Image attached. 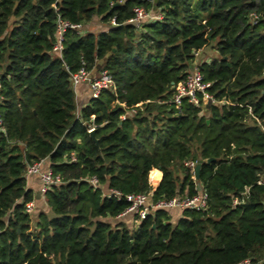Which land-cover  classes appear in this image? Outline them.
<instances>
[{
  "label": "trees",
  "instance_id": "obj_1",
  "mask_svg": "<svg viewBox=\"0 0 264 264\" xmlns=\"http://www.w3.org/2000/svg\"><path fill=\"white\" fill-rule=\"evenodd\" d=\"M136 6L161 18L128 23ZM94 17L105 30L85 29ZM58 18L81 26L60 54ZM210 44L218 57L197 66L215 101L177 108L175 85ZM80 68L113 85L93 98L81 83L77 110ZM0 86V264H264V0H0ZM41 159L61 183L35 196L25 172ZM198 160L194 180L185 163ZM199 186L205 210L119 217L127 194L157 202ZM40 196L48 210L27 213Z\"/></svg>",
  "mask_w": 264,
  "mask_h": 264
},
{
  "label": "built area",
  "instance_id": "obj_2",
  "mask_svg": "<svg viewBox=\"0 0 264 264\" xmlns=\"http://www.w3.org/2000/svg\"><path fill=\"white\" fill-rule=\"evenodd\" d=\"M161 15H153L150 11L146 10L142 6H136L133 8V17L128 19V23H132L136 26H139L144 21L148 20H156L160 19ZM251 20L253 23L257 22L258 16L256 13L251 14ZM111 23L114 24V20H111ZM80 29L81 26L69 23L68 21H64L58 18L56 23V41L53 45V52L60 54L62 50V43L64 34L67 29ZM71 83L73 88L80 85L81 83H87L91 90V96L93 98L98 97L100 91L103 89L109 88L113 85V80L111 75L105 71L101 70L98 74L92 71H86L84 68H80L77 72L71 75ZM210 86L209 82H205L202 79V76L198 70V66L195 63L191 72L186 76L185 79L179 81L175 87L174 92L171 98V102L175 104L178 108L180 106L181 100L187 98L188 101L197 104L199 99H201L204 103L214 102L215 99L213 96L207 91V88ZM1 90V86H0ZM2 100V96L0 94V101ZM124 118L125 116H121ZM94 129V125L90 124L88 126V131ZM0 130H3L2 118L0 114ZM72 160H75L74 156H71ZM45 159H41L26 168L25 175L26 177L30 175L38 176L39 179V193L41 195L46 194V192L56 184L61 183V177L58 174H54L51 168H44ZM196 162L188 161L185 165L189 168L194 169ZM193 179L195 180L194 176ZM93 186H97V180L92 177L88 180ZM154 189V188H153ZM108 195L120 196V193L117 190L110 189L107 191ZM248 194V188H245V191L242 195ZM125 199L130 203L129 207L122 212L119 217H123L125 215H136L139 219L145 218L151 210L154 209H191L195 211L205 210L207 207V194L205 190L202 189L201 186L198 187V192L194 196L178 198L173 197L170 200H160L157 202H152L151 197L147 193H137V194H127ZM233 203H239V199H234ZM34 201H29L25 205V211L27 213H31L34 210ZM0 232H1V224H0ZM237 264H252L250 259L242 260Z\"/></svg>",
  "mask_w": 264,
  "mask_h": 264
},
{
  "label": "rangeland",
  "instance_id": "obj_3",
  "mask_svg": "<svg viewBox=\"0 0 264 264\" xmlns=\"http://www.w3.org/2000/svg\"><path fill=\"white\" fill-rule=\"evenodd\" d=\"M153 15H158V14L153 12ZM105 27H106L105 24H103L98 17H94L92 22L89 23L85 29L88 31H92L94 33H97L99 31L105 30ZM214 57H218V53L216 52V50H214L213 44L212 45L210 44L197 53V55L195 57L196 58L195 63L198 65L199 63H201V61H203V60L208 61ZM151 186H152V188H154L153 184ZM34 204L36 205V213L33 216H35L39 211L48 210L44 197L40 196V197H37V199L35 198ZM175 215H176V217L179 216L180 210H178V212ZM176 217H174L173 222L175 221ZM123 219H126V222H128L126 224L128 226H133V224L135 225L134 219H131L129 217L123 218ZM123 219H120L119 221H122Z\"/></svg>",
  "mask_w": 264,
  "mask_h": 264
},
{
  "label": "crops",
  "instance_id": "obj_4",
  "mask_svg": "<svg viewBox=\"0 0 264 264\" xmlns=\"http://www.w3.org/2000/svg\"><path fill=\"white\" fill-rule=\"evenodd\" d=\"M74 94H75V101H76L77 110H78L88 102L89 96H88L87 86L84 84L76 86L74 88ZM47 168H50V162L48 161V159H45L43 169H47ZM153 170H155V173H158V172L160 173V176H159V180H160L161 172L158 169H153ZM159 180H158V182H159ZM157 184L154 185V188L157 186ZM26 186H27V188H30L33 190L35 196H39L38 195V192H39V190H38L39 189L38 176H35V175L28 176L26 178ZM34 202H35V200H34Z\"/></svg>",
  "mask_w": 264,
  "mask_h": 264
},
{
  "label": "water",
  "instance_id": "obj_5",
  "mask_svg": "<svg viewBox=\"0 0 264 264\" xmlns=\"http://www.w3.org/2000/svg\"><path fill=\"white\" fill-rule=\"evenodd\" d=\"M94 129H92L91 131H89L90 136L92 137V139L94 140L95 143H97V139H95L94 137ZM212 160V158L207 159V162H210ZM202 161L198 160L195 164V167L193 169L194 172V178L198 179L199 178V170H200V166H201Z\"/></svg>",
  "mask_w": 264,
  "mask_h": 264
},
{
  "label": "bare ground",
  "instance_id": "obj_6",
  "mask_svg": "<svg viewBox=\"0 0 264 264\" xmlns=\"http://www.w3.org/2000/svg\"><path fill=\"white\" fill-rule=\"evenodd\" d=\"M159 176H160L159 172L155 173V170H152L150 172V183L153 184V185H156L158 183Z\"/></svg>",
  "mask_w": 264,
  "mask_h": 264
}]
</instances>
